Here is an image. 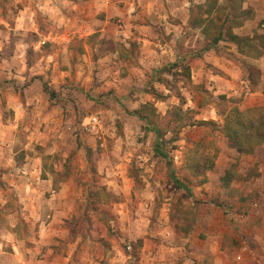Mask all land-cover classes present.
<instances>
[{"label":"clouds","instance_id":"1","mask_svg":"<svg viewBox=\"0 0 264 264\" xmlns=\"http://www.w3.org/2000/svg\"><path fill=\"white\" fill-rule=\"evenodd\" d=\"M0 264H264V0H0Z\"/></svg>","mask_w":264,"mask_h":264}]
</instances>
